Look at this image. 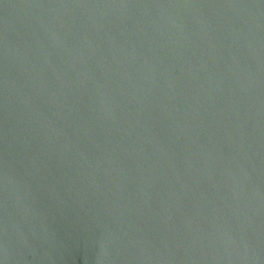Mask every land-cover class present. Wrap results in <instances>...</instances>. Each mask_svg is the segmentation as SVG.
I'll return each mask as SVG.
<instances>
[{"label": "water", "instance_id": "1", "mask_svg": "<svg viewBox=\"0 0 264 264\" xmlns=\"http://www.w3.org/2000/svg\"><path fill=\"white\" fill-rule=\"evenodd\" d=\"M0 264H264V0H0Z\"/></svg>", "mask_w": 264, "mask_h": 264}]
</instances>
